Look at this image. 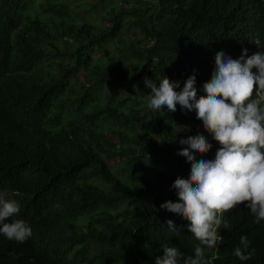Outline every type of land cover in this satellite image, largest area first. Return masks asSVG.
I'll use <instances>...</instances> for the list:
<instances>
[{
	"label": "trees",
	"instance_id": "obj_1",
	"mask_svg": "<svg viewBox=\"0 0 264 264\" xmlns=\"http://www.w3.org/2000/svg\"><path fill=\"white\" fill-rule=\"evenodd\" d=\"M243 49L264 51V0H0V191L33 232L0 235V264H155L165 246L194 255L188 222L160 205L190 177L181 139L211 143L197 160L220 146L194 111L147 109L143 78L182 88L195 74L204 95L215 54ZM244 209L205 250L212 264H264V222ZM245 235L255 254L242 262Z\"/></svg>",
	"mask_w": 264,
	"mask_h": 264
},
{
	"label": "clouds",
	"instance_id": "obj_2",
	"mask_svg": "<svg viewBox=\"0 0 264 264\" xmlns=\"http://www.w3.org/2000/svg\"><path fill=\"white\" fill-rule=\"evenodd\" d=\"M143 83L150 89L145 96L147 109L160 112L166 108L174 113L179 105L181 110L194 111L204 131L220 146L214 159L197 160V155L204 156L212 148L205 136L198 133L179 141L187 146L177 154L190 164V177L175 179L172 187L178 202L167 201L160 208L187 221V232L198 245L192 256L176 246H165L163 257L155 264H212L205 250L223 243L220 230L231 228L225 219L229 212L243 206L254 223L264 222V51L249 55L243 49L238 59L217 52L211 79L202 86L204 95H198L195 74L182 88L179 81L167 76H145ZM178 127L181 132L191 131V126ZM20 211L19 202L0 191V235L24 243L33 232L26 221L12 219ZM166 223L177 237L183 233L172 220ZM254 254L251 241L241 236L233 255L244 262Z\"/></svg>",
	"mask_w": 264,
	"mask_h": 264
},
{
	"label": "rangeland",
	"instance_id": "obj_3",
	"mask_svg": "<svg viewBox=\"0 0 264 264\" xmlns=\"http://www.w3.org/2000/svg\"><path fill=\"white\" fill-rule=\"evenodd\" d=\"M85 1H91V0H82V2H85ZM78 3H81L80 1H78Z\"/></svg>",
	"mask_w": 264,
	"mask_h": 264
}]
</instances>
